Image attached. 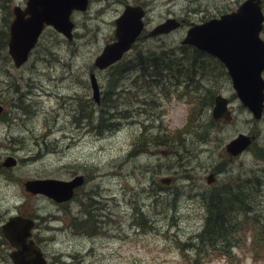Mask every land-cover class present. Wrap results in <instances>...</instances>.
Instances as JSON below:
<instances>
[{"label":"rangeland","instance_id":"1","mask_svg":"<svg viewBox=\"0 0 264 264\" xmlns=\"http://www.w3.org/2000/svg\"><path fill=\"white\" fill-rule=\"evenodd\" d=\"M0 1L3 2L0 4V28H5L12 7L23 6L25 0ZM147 1L152 2L150 23H156L163 18L169 5L161 4L164 0ZM208 1L212 4L201 5V12L196 14L189 10L186 0H176L172 12L186 16L187 22H198L236 0ZM262 7L264 11V0ZM119 9L120 6L112 1L110 4L108 0H92L89 10L72 14L75 30L71 41L52 28H46L29 61L20 67L14 66L5 49L0 50V220L15 213L38 219L39 229H35L34 237L51 264H193L197 260L196 250L187 249L186 244L194 240L207 214L203 201L201 203L194 193L207 191L212 185L235 182L237 176L241 177L240 181L246 180L244 176H259L262 191L256 199L244 196L247 197L244 200L249 208L258 210L256 214L264 217V159L255 152V146L264 147V112L259 119L252 116L236 96L228 75L219 66L215 68V59L211 56L204 60L211 70L205 78L201 77L208 71L203 69L192 79L187 75L191 59L188 62L186 59L177 71L153 56L140 58L137 67L136 60L131 59L135 49L124 56L123 72H119V65L102 70L95 67V57L114 35L113 20ZM180 34L177 30L168 36L139 41L137 50L147 55L150 51L159 53L161 50L170 53L173 48L182 52L178 46ZM261 37L264 39V28ZM192 61L201 64L199 57ZM47 70L54 79H48ZM91 71L95 72L103 95L110 87L108 82L112 76L117 82L115 89H119L122 82L128 86V91L117 97L125 103L124 108L132 117L118 121L121 125L115 126H120L117 130L105 132L114 127L105 125L102 117H96L102 104L88 110L91 117L75 120L74 105H66L61 100V97L68 100L67 96L72 99H77L78 95L84 99L91 97ZM262 75L264 77V71ZM148 77L156 78L157 83H151ZM205 82L211 83L216 93L229 98L232 119L212 118L211 96L201 92ZM33 85L43 91L54 90V96L33 102ZM174 88L177 91H168ZM206 90L211 92L212 88L206 86ZM191 95H202L204 103L195 101L201 113L196 115L191 130L183 135V142L173 146L151 145L140 151V132L173 135L177 128L185 126L192 106L188 102ZM21 106H28L31 111H24ZM35 107L36 111L32 110ZM76 122L82 127H77ZM56 123L60 125L58 130ZM240 132L255 133V145L226 160L224 145ZM8 155L16 157L15 166L1 164ZM220 164L222 167L218 170L221 172H215V182L206 184L207 174ZM101 172L106 174L99 175ZM77 173L88 178L83 191L102 194L105 202L103 233L76 237L68 225L63 227L66 222L60 218L69 219L65 212L68 205L57 206L47 197L31 194L24 188L26 179H65ZM162 176L171 177L172 182L169 185L160 183ZM176 191L180 199L174 208L171 196ZM75 203H71V211ZM254 211L249 210V214L253 215ZM54 214L59 218L56 221L52 219ZM232 217L235 219L236 214ZM7 251L3 244L0 245V264H10ZM233 253L227 258L201 257L197 264H264V256L256 255L248 244L234 247Z\"/></svg>","mask_w":264,"mask_h":264},{"label":"water","instance_id":"2","mask_svg":"<svg viewBox=\"0 0 264 264\" xmlns=\"http://www.w3.org/2000/svg\"><path fill=\"white\" fill-rule=\"evenodd\" d=\"M88 0H28L25 9L14 7L15 18L10 26L9 53L16 66L27 58L28 52L36 42L44 23L52 24L57 30L71 37L73 23L70 14L73 9H86ZM28 14V16H26ZM142 10L127 7L124 14L115 23L116 39L107 43L97 55L95 64L106 67L122 57L131 47L142 29ZM263 14L260 0H246L239 8L220 18L210 19L190 28L185 42L194 44L213 55L226 65L232 79V85L243 105L247 106L255 118L262 115L264 107V41L259 37ZM177 24L168 19L157 25L151 34L167 32ZM93 96L99 101V86L94 73H90ZM227 98L221 94L215 96L212 110L214 118H230ZM253 135L239 133L226 144L231 155H238L251 143ZM11 157L5 165L14 164ZM214 179L211 173L208 182ZM82 181V175L71 180L57 178L30 179L25 182L26 189L32 193H44L56 201H64L73 195V189ZM168 183L169 178H161ZM34 221L20 215L10 217L3 226L4 235L16 249L9 252L14 264H47L41 249L28 239Z\"/></svg>","mask_w":264,"mask_h":264},{"label":"bare ground","instance_id":"3","mask_svg":"<svg viewBox=\"0 0 264 264\" xmlns=\"http://www.w3.org/2000/svg\"><path fill=\"white\" fill-rule=\"evenodd\" d=\"M8 1L9 0H6L4 2L5 3H8ZM174 1L176 2V0H164V1H162L161 4H168L169 5L168 9H170V8H172V5L174 4L173 3ZM237 1L238 0H236L235 2H237ZM186 2H188L189 10H192L196 14H199L201 12V5H203V4L211 5L212 4V2L211 1H208V0H206V1H201V0H186ZM1 3H3V2L0 1V4ZM150 4H152L151 1H150ZM226 8L232 9V7L231 6H228V5L226 6ZM167 12H168V10L162 15L163 18H161V22H163L166 19L172 17V16L167 15L166 14ZM9 14H10L11 17L6 21L5 28L4 27H1L0 28V30L2 29L4 32H6V39H5L4 43H2V47L0 48V50L5 49L6 50V53L10 56V53H9V39H10V26H11V22H12V10H11V12H9ZM113 21H114V24H115V20H113ZM72 23H73V27H72L71 37H68L63 32L57 30L54 26H47V27H45L43 29L41 35L37 38L36 42L34 43V45L29 50L28 55H27V58L21 64V66L24 65L25 63H27L29 61L32 53L34 52V50H36V48L40 44L41 37L44 34L46 28H52L54 31L62 34L66 40L71 41L73 39V37H74V30H75V22H74V20H73ZM196 25H198V22H196L195 24H190L189 25V24H187L186 21L178 20V24H177V27H176V30L175 31L178 30L179 32H181V34H180V37L181 38L179 40V43L183 44V46L185 47L186 52H190V53L191 52H195V50H198L199 48L196 47V46H194L191 43L185 42L184 39H183L182 31L181 30H183V35H184L185 31H188L190 28H192V27H194ZM153 28L154 27H152L150 29V31L147 32V34H146V35H148L150 37V39H155V38H159V37H162V36H168V35H164L163 33H156V34H151L150 35V32L152 31ZM109 42L110 41L106 42L105 45L107 43H109ZM137 44H138V41H136L131 46V48H130V50H132V49H135L136 50V52L134 53V55H133V57L131 59H135L136 57H149L150 55L145 54L141 49H138L137 50ZM104 46L102 47V49L104 48ZM101 51H100V53H101ZM170 53H171L172 56H166L165 59L161 57L162 60H164L167 65L169 63H171L170 60H173V59H179V60H182L184 62L186 61V59H184L185 54L182 53V52L177 51L176 48L171 49ZM49 55H52V54H49ZM205 56H208V55L205 54ZM96 57L94 59V66L97 67L100 70L106 69V68H109V67H112L113 68L116 65H119L120 63L124 62V60H123L124 57H123L122 59H120L117 62H114V63H112V64H110V65H108L106 67L100 68L99 66H97L95 64ZM159 59H160V57H159ZM190 59H192V58H190ZM190 59H187V62ZM55 63H58V62H55ZM220 64L221 63L219 61L215 60V65H220ZM50 67L51 66H49L48 68H50ZM170 68L172 69V71H175V69H174L173 66H171ZM91 72H94V71H91ZM47 74H48V70H47ZM209 74H210V72L208 71L207 73H205V76L204 77H201V76H199V77L205 78V77L209 76ZM46 76L50 80L51 79H54V76H52L50 74H48ZM136 77H138V76H136ZM141 78H146V77H141ZM148 79L150 80L151 83H157V81H155V80L153 81L151 77L150 78L148 77ZM189 82H190V80L187 83H189ZM89 84H90V88H91V92H92L93 86H92V82H91L90 75H89ZM132 84L134 85V81L132 82ZM203 86L204 87H203V90L201 92H203V93L204 92H207L208 94H210L211 97H215L218 94V93H216V90L217 89H215L211 85V83L205 82L203 84ZM206 86L211 87L212 88V91L211 92L210 91H207L206 90ZM127 87L128 86L127 85H124L123 82H122V84L120 85L119 89H117V92L114 94V96L117 97V95L120 94L121 92L128 91V88ZM122 90H124V91H122ZM168 91H170L172 93L173 91H177V90L174 88L173 90H168ZM14 92L18 93L17 89H14ZM31 92L33 93V97H32V101L33 102H35L36 100L37 101L43 100V98H45V96H48L46 98H51L52 96H54V93H55L54 90H51V91H48V89H46L44 91L43 90H40V88H38L36 85H33V87L31 88ZM107 93H108V89L107 90L105 89L104 90L103 99L101 100V103L97 105L98 107H99V105L101 106V104L103 105L104 96ZM80 96L81 95H78L77 96V99H72V96L71 97H68L67 96L68 100L65 99L64 97H61L62 98L61 100L66 105H68V104L70 106L71 105L72 106L74 105L73 107L75 108L74 109V112L76 110V114H75L76 115V119L91 117V116L88 115V110L92 106L96 107V104H95L92 96L91 97L88 96L87 99H84V98H82ZM74 102H75V104H73ZM189 102L192 105L191 107L194 108L195 102L191 98H190ZM202 102L204 103V101H202ZM120 103H121V105H124L125 104L124 102H121V101H120ZM85 105H86L85 110L82 112V110H81L82 109V106H85ZM21 107H22V110H24V111H29V112L31 111L30 108L28 109V106H21ZM15 108H17V107L15 106ZM36 109L37 108L35 107L32 110L36 111ZM99 110H100V114L98 116H96V117H102L101 119L103 120V122H104L105 125L113 126L114 127V128L108 129L105 132H109V131L111 132V131L117 130L120 127V126L119 127H115L117 124H119L118 121H122V119L127 118L128 116H130L129 113H128V111H127V109H125V108L123 109V112H115L117 114H115L111 119L106 114L102 113L103 107L101 109L99 108ZM200 113H201V110L198 109V108H196L195 109V115L199 116ZM130 117H132V116H130ZM119 125H121V124H119ZM214 125H216V124H214ZM76 126L79 127V128L82 127L77 122H76ZM7 127L9 128V125ZM59 128H60V125L58 123H56L55 124V129L58 130ZM79 128H77V129H79ZM180 128H177V129H180ZM72 132H74V131H72ZM104 133H102L101 135H103ZM139 134H141V132ZM204 134H205V131L203 132L202 136ZM138 139H139V142H140V146H138L140 148V151L141 150L143 151L144 149H146L147 147H150L152 145V144L150 145L149 142H147V141L146 142H142V140H140V137H138ZM201 139L202 138H200L198 140H200V142H202ZM133 146H135V145H133ZM262 151L264 152V147H262L260 145H259V147L258 146H255V152H256V154L259 157L264 158ZM261 154H262V156H260ZM213 168L215 169V170L212 169L214 172H216V171L218 173L221 172V171L218 170L219 168H218L217 165L213 166ZM108 173H111V172L108 171ZM104 174H106V173H103V174H102V172H101V174L99 173V175H104ZM161 178H169L170 181L168 183L165 182L166 185H169L172 182V178L169 177V176H162V177H160V179ZM240 178H241L240 176H237V177H235V180L240 179ZM244 179H247V181H248L245 184V186H244V189L247 190V193L245 192L246 194H244V196H248L250 199L251 198H257V196L259 195L260 191H262V185H263L261 183L262 181H261L260 177L259 176H254V177L244 176ZM87 182H88V178L85 177V176H82V181L79 184V186H81V190L76 195H73L71 198H69L68 200H64V201H60V202L56 203L57 206H61V207L68 205V208L65 210V212L69 216V219L68 220L65 219L64 216H61L60 218H62V219L65 220L66 223H65L64 226L67 227V225H68L70 232H72V234L75 235V236H77L78 234H80V235L84 234L82 236H87V235H91L92 236L94 234L97 235V234L103 233L102 231L104 230V228H103V226H104V213H105L104 212V203H105L104 202V199L102 198L101 192L96 191L95 193H91L90 191H83V187L87 184ZM189 183H193V182H190L189 181ZM209 183L210 182H208V176H206V184L209 185ZM224 184H230V186H233L236 183L234 181H230V182L222 183L220 185H224ZM259 184H261V188L260 189H259ZM188 188H189V190H191L192 186L190 185ZM258 189H259V191H257ZM253 194L255 195V197L253 196ZM194 195H196V197H198L200 199L201 203L203 201L204 206L207 204L205 197H206V195H208V192L206 190H203V191H200V192L198 191V192L194 193ZM171 197H172V199H171V205L175 208L177 206V202H179L180 193L177 192V191L176 192H173ZM76 200L78 202V206L79 207H78V211L73 213V211H71L69 208H70L71 203H73ZM91 203L94 204L93 214L90 213L91 207L87 208V206H86L87 210H89V214L86 213V212H83L81 210V207L84 204H89V206H90ZM207 205L205 206L206 211H207ZM214 208H217V206H216L215 203H214ZM172 210L173 211H176L175 209H172ZM50 217H52V216H50ZM52 219L54 221H56L59 218H58V216L56 214H54L53 217H52ZM205 224H206V218H204V222H203L202 227L198 231H196V232L197 233L200 232L201 229L203 228V226ZM48 229H54V228L48 227ZM60 229L61 228L56 229L54 231H58ZM104 232H106V231H104ZM196 235L194 236V240H190L186 244L187 245V248H192V249L195 250L196 249V246L197 247H200V246L201 247H204L205 246V244L203 246L201 245L202 239L199 237V235H197V237H196Z\"/></svg>","mask_w":264,"mask_h":264},{"label":"trees","instance_id":"4","mask_svg":"<svg viewBox=\"0 0 264 264\" xmlns=\"http://www.w3.org/2000/svg\"><path fill=\"white\" fill-rule=\"evenodd\" d=\"M5 39L6 32L1 29L0 48L2 47V43H4ZM149 55L151 57L153 56L154 58L160 57V59H165V55L163 53L157 54L155 51H150ZM190 57H199L201 63L196 65L192 59L190 62H188L187 75H190L189 77L191 79L195 74L201 72V69H203V71H211L209 70V65L204 62L205 54L203 55L202 51L195 50V52H193V56ZM140 58L142 57H136L134 59L136 60L134 65L137 67H139V64L141 63ZM170 62L173 64L175 71L179 70L185 64L184 61L179 59H173L170 60ZM171 63L168 64L169 67H171ZM123 65L124 62L119 64V72L124 71ZM215 68H218V65H215ZM152 80L158 81L153 77ZM108 83L110 87L108 88V93L104 96L102 113L106 114L111 119L115 114H117L115 112H123L124 105H121L119 99L114 96V94L117 92V89H115L117 82L114 76L111 77V80ZM201 96L202 95L197 96L196 100L202 101ZM210 100L212 101V97H210ZM196 108H199V106L195 105L194 108L191 109L190 121H188V123H186V125L180 129H176L173 135L159 134L158 132L156 134H148L147 132L149 131L144 130L138 135V137H140L142 142L147 141L150 145L173 146L174 144H180L183 142V135L187 131L189 132L191 130V126L194 125ZM192 121L193 123H191ZM262 153L264 156L263 151ZM260 156H262V154ZM220 165L222 167V164ZM240 180L241 179H237V181H235V186H230V184L213 185L209 190H207L208 195L205 197L208 204H206V224L203 226L201 231L197 233V235H199V237L202 239L201 245L203 246L205 244V246H196L195 250L197 254V260L201 259V257L207 259L222 257L224 255L230 257L233 254L232 247L238 248L247 244L249 245L250 250L256 255L264 256V217L261 214H256L257 212L255 211L258 210H252L249 208L248 204L245 203L244 199L247 197H244V194L247 193V190L244 189V186L248 181L247 179L244 181ZM253 196L255 197L254 194ZM214 203L216 204L217 208H214ZM249 210L254 211V214H249ZM234 214H236L235 219L232 217ZM0 242L7 245L4 239H2ZM197 260H195V263L193 264H197Z\"/></svg>","mask_w":264,"mask_h":264},{"label":"flooded vegetation","instance_id":"5","mask_svg":"<svg viewBox=\"0 0 264 264\" xmlns=\"http://www.w3.org/2000/svg\"><path fill=\"white\" fill-rule=\"evenodd\" d=\"M111 1H112V3H114V4H116V5H119L120 6V9H119V12H117L116 13V15H115V17H114V20H115V18L118 16V15H120L121 13H123V11L128 7V6H133V7H143L144 8V10H145V15H144V17H143V21H144V28L142 29V31H141V33H140V35H139V40H137L138 42L139 41H144V40H146V39H149L150 37H147L146 36V34H147V32H149L150 31V29L152 28V27H154L156 24H158L159 22H161V20H159L158 22H156V23H150V11H151V4H150V2L149 1H147V0H108V2L111 4ZM227 6V5H226ZM226 6H224L223 8H221L219 11H222V12H227V11H229L230 9L229 8H226ZM232 10V9H231ZM222 12H220V13H222ZM219 12L218 11H215L213 14H211V15H216V14H218ZM219 13V14H220ZM167 15H169V16H172V17H176L178 20H182V21H186V16H182V15H176V14H174L173 12H172V8H170V9H168V12L166 13ZM205 17L206 16H204V17H202V19H200L199 21H202V20H204L205 19ZM187 22V21H186ZM193 21H188L187 22V24H191ZM176 30V29H175ZM175 30H173V31H170L169 33H164V35H171L172 34V32H174ZM186 32V31H185ZM81 190V186H79V187H77L76 189H75V194L74 195H76L79 191ZM86 206H87V208H89V207H91V211H90V213L91 214H93V209H94V204L93 203H91L90 204V206H89V204H84L82 207H81V210L83 211V212H86V213H88L89 214V210H87V208H86ZM78 202H77V200H76V203L72 206V211H73V213L74 212H77L78 211ZM64 228H66V226H64ZM77 235V234H76ZM82 235H84V234H82ZM82 235H80V234H78L76 237H79V238H81V237H84V236H82Z\"/></svg>","mask_w":264,"mask_h":264}]
</instances>
